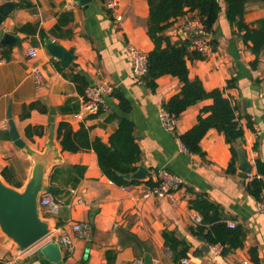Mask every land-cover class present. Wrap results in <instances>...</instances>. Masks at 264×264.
<instances>
[{
    "label": "crops",
    "instance_id": "crops-1",
    "mask_svg": "<svg viewBox=\"0 0 264 264\" xmlns=\"http://www.w3.org/2000/svg\"><path fill=\"white\" fill-rule=\"evenodd\" d=\"M117 1L114 9L99 0L87 8L78 6L74 0L5 1L20 7L3 19L0 28L18 38L19 43L2 46L10 51L9 60L1 59L0 55V174L5 167L13 166L16 178L25 184L32 168L27 152L17 148L10 138L8 107L12 102L13 119L21 139L39 153L54 144L61 158L51 174L53 184L62 190L56 197L63 199L66 206L58 214L46 210L44 214L53 223L54 235L67 231L74 239V254L68 255L60 248L64 264H108L109 259L113 264H143L146 255L152 258L151 264H176L172 252L165 246L166 230L175 232L191 246L186 257L191 259V264H256L252 249L257 251L259 264H264V213L259 211L260 201L247 188L256 178L264 181L257 167L259 160L264 165V54L258 68L252 69L255 56L228 22L225 0H218L221 12L215 33L208 35L212 51L205 60L188 64L191 80L200 79L208 91H224L225 97L238 106L245 130L244 142L238 143V154L243 151L252 166V172L244 178L240 176V157L237 172H227L233 157L231 147L217 130H210L200 143L205 157L189 153L179 139L197 124L198 117L204 108L212 105V100L202 101L185 111L177 118L175 132L162 127L159 112L165 102L181 92L183 85L179 79L165 75L157 80L158 88L153 92L143 77L132 73L131 47L147 54L154 50L148 35V1ZM67 13L72 14L73 20L61 25L60 16ZM118 17L122 19L117 20ZM263 19L264 0H248L245 22L255 28ZM193 20H197L195 12L178 18L167 35L173 42L188 39L185 26ZM26 24H37L38 33L29 35L17 31ZM48 43L60 45L73 55L75 65L64 69L82 73L90 86L103 80L113 89H121L132 111L127 115L121 113L118 100L109 94L105 99L106 108L98 115H80L82 96L76 85L58 71L57 64L61 62L47 50ZM30 49L37 50L36 58L29 56ZM37 71L43 75L39 83ZM230 81L233 86L228 88ZM36 101L46 105L48 113L32 111L30 117L21 119L24 105ZM51 107L57 113L53 122L50 121ZM115 114L126 116L134 123L136 141L142 151L140 165L150 171L149 178L154 183L160 169L183 179L184 185L176 195L177 206H172L168 199L148 196L150 188L145 184L115 185L103 175L93 150L79 153L62 150L57 139L59 123H69L74 131L84 125L92 140L108 143L119 125L112 117ZM28 126H42L44 135L27 139ZM72 166L86 167L84 177L71 172ZM198 196L218 208L209 213V219L219 215L221 223L230 228L228 224L233 222L234 229L244 233L243 247L224 256L220 245L205 244L190 233V228L195 227L191 217L200 213L191 208V202ZM76 224H89L88 234L80 236L73 232ZM48 243L49 238L21 254L19 264H52L39 256L40 248ZM203 246H208L209 252L196 256L195 251ZM14 258L13 248L5 244L0 231V261L10 262Z\"/></svg>",
    "mask_w": 264,
    "mask_h": 264
},
{
    "label": "trees",
    "instance_id": "trees-1",
    "mask_svg": "<svg viewBox=\"0 0 264 264\" xmlns=\"http://www.w3.org/2000/svg\"><path fill=\"white\" fill-rule=\"evenodd\" d=\"M149 6L148 35L154 44V50L148 54V72L142 78L146 86L155 92L158 88L157 80L165 75L173 76L182 83L181 92L163 104V109L176 118L192 106L205 100H212L211 106L204 108L198 117L197 124L179 139L187 151L194 155L205 157L201 148V141L212 129L223 134L226 143L230 145L232 161L227 172L235 174L239 160L238 143L244 142L245 130L240 122L238 106L226 98L224 91L215 89L206 90L200 79L191 80L189 76V62L202 61L206 56L192 50L191 42L186 39L180 42H173L167 35L168 30L173 26L175 20L185 16L189 12H195L197 19L203 26L206 35L215 33V25L218 22L221 6L218 0H147ZM226 15L230 25L237 29L236 34L247 46L248 50L255 56L251 62V68L257 69L260 59L264 54V19L257 22V26L248 25L244 16L248 0H225ZM73 20L70 13L63 14L59 18L61 25H66ZM59 27V26H58ZM20 33L34 35L39 31L37 24H26L17 30ZM53 34L55 31H52ZM213 45V43H212ZM1 59L9 60L11 53L0 45ZM58 71L62 76L76 85L80 96L86 94L90 83L82 73H75L57 64ZM233 86V81L228 83V88ZM111 97L119 102V110L124 115L132 111V105L121 89H113ZM32 111H39L47 114L48 108L40 101L24 105L21 119L30 117ZM111 117V116H110ZM119 121L118 129L110 137L108 143L101 139L92 140L89 129L84 125L78 131H74L67 122L58 124L57 139L64 152L79 153L93 150L98 158L99 167L104 176L119 187L137 186L145 184L149 188L155 187L152 177L148 181L128 180L125 176L135 173L142 160V151L136 141L135 125L126 116L113 115ZM26 137L33 140L34 137H42L44 128L42 126L26 128ZM258 172L264 175V165L257 162ZM55 169V168H54ZM69 170L76 173L80 178L84 177L86 167L72 166ZM4 180L12 187L22 188L24 183L16 178V171L13 166L5 167L1 174ZM53 173L50 176V186L56 189L54 196L62 193V190L53 184ZM248 192L257 200L264 199V181L254 179L247 186ZM191 208L200 212L203 216V225L190 228V233L199 241L208 245H220L223 248L222 254L228 255L233 250L243 247L245 235L241 230L230 229L221 223V217L209 219L210 212L218 210L217 206L206 198L198 196L191 202ZM211 226V227H210ZM207 227H210L209 229ZM163 238L165 246L172 252L176 264L188 256L191 246L184 238H179L175 232L164 231ZM203 254L202 250L195 251L196 256ZM254 263L259 264V258L255 249L251 250ZM0 264H8L7 261H0ZM108 264H113L109 259Z\"/></svg>",
    "mask_w": 264,
    "mask_h": 264
},
{
    "label": "water",
    "instance_id": "water-1",
    "mask_svg": "<svg viewBox=\"0 0 264 264\" xmlns=\"http://www.w3.org/2000/svg\"><path fill=\"white\" fill-rule=\"evenodd\" d=\"M94 0H74L80 6L87 8ZM105 3L106 0H99ZM20 4L15 2H5L0 4V26L4 18L10 17ZM19 43V39L14 35L4 32L0 28V45L3 47H12ZM47 50L61 62L63 68H68L73 64V55L62 46L48 43ZM75 65V64H73ZM56 111L51 107V122L54 121ZM8 119L10 126V138L15 146L25 150L30 157L32 168L28 180L22 188L18 189L10 186L0 175V231L4 235L5 244L13 248L14 253L21 255L31 250L35 246L43 243L53 232V223L41 215L40 200L44 193H56V189L50 186L49 177L53 166L61 160L58 149L54 144L48 145L44 153L32 150L26 142L21 139L13 119L12 102L8 107ZM240 157V176L247 178L252 172V166L249 164L243 151H239ZM150 171L140 165L138 170L125 176L128 180L148 181ZM201 250L204 253L209 252L208 246H203ZM39 256L49 260L52 264H64V257L60 247L55 243H48L39 250ZM152 258L146 255L143 264H151Z\"/></svg>",
    "mask_w": 264,
    "mask_h": 264
},
{
    "label": "built area",
    "instance_id": "built-area-1",
    "mask_svg": "<svg viewBox=\"0 0 264 264\" xmlns=\"http://www.w3.org/2000/svg\"><path fill=\"white\" fill-rule=\"evenodd\" d=\"M6 0H0V3ZM107 7L114 9L118 6L117 0H106ZM122 17H118L117 20H121ZM186 31L189 33L188 40L191 42L192 50H195L207 57L212 51L211 42L208 35L204 32L203 26L200 20H193L188 22L185 26ZM31 58H36L38 53L36 49H30L28 52ZM130 58L132 65V73L137 77H144L148 72V54L137 47H131ZM38 75V83L43 77L40 71L36 72ZM113 88L105 81L100 80L94 85H91L86 94L82 96L83 102L81 106L80 115L95 116L100 113L101 110L106 108L105 99L106 96L111 94ZM159 118L162 127L168 132H175L177 118L168 114L163 108L159 112ZM156 186L150 188L147 195L168 199L172 206L178 205L177 193L184 185V181L179 176L173 174L166 169H160L156 175ZM79 202H81L79 200ZM42 210H46L51 214H58L60 209L66 206V202L54 196L50 192H46L42 195L40 200ZM259 211L264 213V199L259 202ZM191 220L195 227L203 225V216L200 213H196L191 217ZM231 229L236 228V224L231 222L228 224ZM73 232L80 236H85L89 232V224H76L73 226ZM50 243L57 244L66 254L71 255L76 251V244L74 239L67 231H61L59 234H52L48 237ZM47 238V239H48ZM46 239V240H47ZM19 256L16 254V258L12 259L8 264H19ZM182 264H191L190 258H184L181 261Z\"/></svg>",
    "mask_w": 264,
    "mask_h": 264
},
{
    "label": "rangeland",
    "instance_id": "rangeland-1",
    "mask_svg": "<svg viewBox=\"0 0 264 264\" xmlns=\"http://www.w3.org/2000/svg\"><path fill=\"white\" fill-rule=\"evenodd\" d=\"M41 215L45 218L44 210H41Z\"/></svg>",
    "mask_w": 264,
    "mask_h": 264
}]
</instances>
